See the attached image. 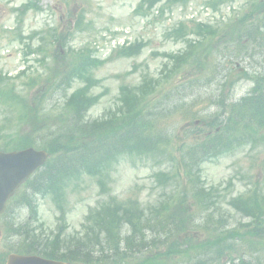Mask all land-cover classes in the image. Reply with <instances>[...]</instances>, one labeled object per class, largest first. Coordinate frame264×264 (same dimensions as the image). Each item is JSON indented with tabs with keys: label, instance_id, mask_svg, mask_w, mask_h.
Wrapping results in <instances>:
<instances>
[{
	"label": "rangeland",
	"instance_id": "obj_1",
	"mask_svg": "<svg viewBox=\"0 0 264 264\" xmlns=\"http://www.w3.org/2000/svg\"><path fill=\"white\" fill-rule=\"evenodd\" d=\"M25 1L0 0V76L8 75L7 78L14 79H10L8 85L4 87L0 84L1 92L15 87V92L19 93L24 104L29 106V110H35L34 94H41L44 87L40 86L43 84L27 87L25 83L29 81V78L16 80L15 76L25 67L29 69L27 71L29 77L42 73L44 68L35 62L36 56L34 55H30L25 59L27 63H24L25 45L20 43L17 37L20 32L23 35H29L33 31L39 33L45 31L46 33L48 28H54L58 35L65 37L66 43L74 50L89 49L94 51L96 58L103 61L92 72L94 79L99 82L92 89V94L101 95V99L88 113V118L93 120L103 119L109 116L108 111L116 110L120 86L134 88L145 76L157 79L163 64L166 63L165 59L158 56L159 54H174L184 50V43H176L166 38L167 31L172 30L179 23H184L189 28L193 22L213 25L228 24V18L244 12L252 0H234L232 4L222 6L216 12L206 9L204 3L207 0H190L184 7H171L170 11L165 12L163 18L159 16V8L153 9L146 17L136 15L133 10L139 0H35L39 10H30L20 17L12 9L19 8ZM164 2L165 0H162L160 5ZM137 42H145L146 47L141 48L136 56L123 58L117 53L123 43L126 45ZM42 46L45 54L48 55L49 52V58L54 57L52 55H55L56 44L48 50L45 43H42ZM211 46L213 45L208 48ZM225 47L227 46L217 45L212 50V57L215 58L214 68L197 69L193 64L186 66L169 85L158 88L148 101H145L146 105L141 112L143 119L146 122H152L153 133L159 132L169 145L174 146L171 154L178 162L166 165L162 163L170 161L171 154L166 147L161 153L169 156L164 160H160L161 153H157L153 158L141 156L142 160L136 157H121L111 176H105L101 180L102 189L106 191L105 196L99 192L94 179L89 177L84 176L78 180L77 187L73 184L69 185L65 199V235L72 236L78 232L89 210L97 207L100 201L107 200L109 195L118 203L137 200L142 208L159 201L164 194L163 190L168 193L169 189L159 188L156 183L154 185L153 174L158 169L171 171L172 165L174 171L171 172L189 171L194 177L197 170L196 163L190 162L186 165L181 162L182 156L185 155L183 147L185 146L186 153L188 145L185 144L194 141L188 133L204 135L212 131L213 128L208 127L207 123L212 120L209 117L218 114V104L215 101L220 95L226 96L228 103L236 102L247 95L252 87L251 80L246 77L251 73L259 72L254 74L257 78L259 74L264 73V45L252 51L251 58L244 59L228 56L233 55L235 49L234 46H229V49L225 50ZM62 50L61 55L56 57L58 63H63L65 58H68L66 48ZM54 64L55 61L49 59V68H53ZM237 72H240L242 76H237ZM226 74L228 75L226 83L219 82L220 78ZM235 79L237 82L232 83ZM79 86V83H74L69 92ZM60 94L61 92L56 93L48 100L46 98L45 101H47H44L43 105L46 103L48 107L54 106L60 101ZM2 102L4 101L0 99V151L5 149L4 135L17 131L16 121L19 114L17 110L11 111ZM184 112H190L191 115L185 118ZM193 115L196 118H206V125L202 124L193 128L191 126V121L194 120ZM29 124H36L33 118L29 119ZM24 130L27 134L30 128L24 127ZM158 140L155 139V141ZM199 167L204 186L206 188L216 187L225 199L243 194L249 187L258 189L260 194L264 193V150L260 145L241 144L236 146L233 152L206 161ZM183 180L184 177L181 178L180 184ZM21 191L23 193L25 189ZM34 199L38 204V218L30 225L37 226L35 227L38 231L36 235L41 236L42 233L57 231L59 228L58 214L50 198L34 196ZM188 202L192 203V199L189 198ZM225 204L221 202L219 211L214 215L218 217L221 214L223 217H230V223L234 224L240 216L228 207L226 209ZM184 210L191 213L190 216H195V218L199 216L195 214V207H186ZM12 212L11 204L6 215L0 219V255L9 249L16 248V245L23 240V236H14L13 232L8 233V228L10 225L11 228L20 227V223L26 222L28 213L25 210L16 209L10 216ZM201 223V219L196 220V224ZM200 232L197 231V238L200 237ZM36 235L34 239L39 241L41 237ZM62 237V239L66 238ZM22 243L27 244L26 240ZM178 262L180 260H177Z\"/></svg>",
	"mask_w": 264,
	"mask_h": 264
},
{
	"label": "trees",
	"instance_id": "obj_2",
	"mask_svg": "<svg viewBox=\"0 0 264 264\" xmlns=\"http://www.w3.org/2000/svg\"><path fill=\"white\" fill-rule=\"evenodd\" d=\"M29 7L26 5L24 10ZM252 11L255 15L245 23L258 20V24L254 29L241 33V37L249 40L264 30V0H258ZM99 63L89 54H75L65 62L59 77L56 75L46 80L43 96L52 95L53 91L61 88L64 99L56 117L50 116L51 111L48 110H43L40 115L33 111L31 116L25 106L18 116V122L24 125L31 118L36 124H41L23 137L12 138V149L33 146L45 148L52 154L40 174L45 176L36 178L35 186L39 191L42 189L46 194L52 192L62 198L66 184L75 174L86 173L102 179L108 176L111 163L120 153L146 155L153 145L152 139L157 132H152V122L143 119L138 97L132 92L128 93L127 88L122 91L121 98L124 110L119 109V113L105 121L92 124L84 121L85 113L97 100L89 91L96 83L91 70ZM75 80L83 82L84 86L67 96L66 91ZM144 87L147 90L146 82ZM0 98L2 101L10 98L22 101L12 90H0ZM227 114L228 134H234L235 138L258 137L257 132L264 131V79L256 81L249 97L228 106ZM43 131H47V139L37 140L35 134L37 136ZM207 143L204 141L200 144L203 152L206 149L207 153H219L217 145L206 146ZM221 143L220 148L224 149L228 142ZM184 177L186 181L181 184L182 187H174L164 200L144 210L136 202L121 204L110 199L104 203L90 217L92 226H86L76 241L74 239L78 263L178 264L175 257H184L183 264H221L223 261L251 264L243 260V255H250L251 258V255L258 257L257 254L264 259V197L258 192H250L244 198L231 202L248 219L247 223L235 229L222 228L225 220L220 217L213 220L212 216L203 218L204 224L200 226L194 223L192 217L181 216L186 214L184 208L188 207L186 198L192 197L195 212H205L215 203L213 191L201 186L198 174L194 179L186 172ZM163 180L168 182V176L164 175ZM209 225L211 231L207 232V237L201 242L192 243L194 238L190 233L195 231L193 229L206 231ZM124 228L128 235L121 236ZM229 238H232L230 242ZM57 244L55 241L52 246ZM239 255V258L235 257ZM62 257L68 259L66 255Z\"/></svg>",
	"mask_w": 264,
	"mask_h": 264
},
{
	"label": "water",
	"instance_id": "obj_3",
	"mask_svg": "<svg viewBox=\"0 0 264 264\" xmlns=\"http://www.w3.org/2000/svg\"><path fill=\"white\" fill-rule=\"evenodd\" d=\"M47 155L27 149L18 153H0V212L14 188L33 170L45 162ZM7 264H62L38 258H27L11 255Z\"/></svg>",
	"mask_w": 264,
	"mask_h": 264
}]
</instances>
